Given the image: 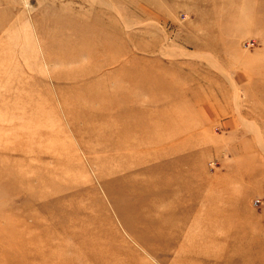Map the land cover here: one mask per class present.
Returning a JSON list of instances; mask_svg holds the SVG:
<instances>
[{
	"label": "rangeland",
	"instance_id": "rangeland-1",
	"mask_svg": "<svg viewBox=\"0 0 264 264\" xmlns=\"http://www.w3.org/2000/svg\"><path fill=\"white\" fill-rule=\"evenodd\" d=\"M0 264H264V0H0Z\"/></svg>",
	"mask_w": 264,
	"mask_h": 264
},
{
	"label": "built area",
	"instance_id": "built-area-1",
	"mask_svg": "<svg viewBox=\"0 0 264 264\" xmlns=\"http://www.w3.org/2000/svg\"><path fill=\"white\" fill-rule=\"evenodd\" d=\"M255 203H257V202H255Z\"/></svg>",
	"mask_w": 264,
	"mask_h": 264
}]
</instances>
